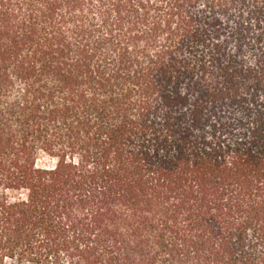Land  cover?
Masks as SVG:
<instances>
[{
	"label": "trees",
	"instance_id": "1",
	"mask_svg": "<svg viewBox=\"0 0 264 264\" xmlns=\"http://www.w3.org/2000/svg\"><path fill=\"white\" fill-rule=\"evenodd\" d=\"M0 264H264V0H0Z\"/></svg>",
	"mask_w": 264,
	"mask_h": 264
}]
</instances>
